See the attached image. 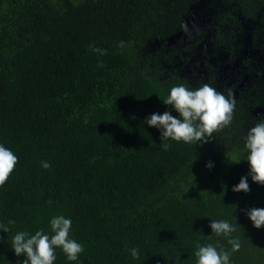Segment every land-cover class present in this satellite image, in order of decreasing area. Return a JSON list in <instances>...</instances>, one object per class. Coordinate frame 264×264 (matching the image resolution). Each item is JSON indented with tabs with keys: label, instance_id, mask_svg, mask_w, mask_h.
I'll return each mask as SVG.
<instances>
[{
	"label": "trees",
	"instance_id": "1",
	"mask_svg": "<svg viewBox=\"0 0 264 264\" xmlns=\"http://www.w3.org/2000/svg\"><path fill=\"white\" fill-rule=\"evenodd\" d=\"M180 84L235 99L208 143L145 122L179 118L163 101ZM261 119L264 0H0V144L19 158L0 187V264L26 259L17 232L51 236L60 215L84 251L69 261L57 248L54 264H197V243L264 264V227L246 215L264 208V185L248 176V193L232 191ZM211 220L235 231L217 236Z\"/></svg>",
	"mask_w": 264,
	"mask_h": 264
},
{
	"label": "clouds",
	"instance_id": "2",
	"mask_svg": "<svg viewBox=\"0 0 264 264\" xmlns=\"http://www.w3.org/2000/svg\"><path fill=\"white\" fill-rule=\"evenodd\" d=\"M119 46L124 47V42H120ZM92 51L106 54L104 50L98 48H92ZM163 103L171 106L179 114V118L165 111L163 114L153 113L145 122L150 127L160 130L161 139L184 143H208L213 138V133L222 131L231 124L235 110V99H230L209 84H203L195 89L184 84L174 86ZM169 147V144L162 145L163 150ZM245 148L248 151L247 162L250 171L232 188L233 192L250 191L248 176L254 183L264 185V119L247 131ZM18 160V156L12 150L0 144V187L14 172ZM42 167L48 169L50 163L42 162ZM206 167L211 168L213 164L209 162ZM246 215L255 228L264 227V208L248 209ZM9 223L13 224L14 221ZM50 227L53 233L51 236L45 234L43 229L36 231L34 235L23 231L14 235L12 250L17 256L26 257L22 264H54L57 248L63 251L69 261L79 259L84 247L70 238L71 219L62 215L55 216L50 221ZM210 228L215 235L225 237H230L235 231V227L224 220H211ZM0 230L8 232L9 228L0 224ZM228 243L232 246V252L240 250L238 238H230ZM197 249L195 252L197 264H230V253L223 249L218 251L212 244L201 246L197 243ZM130 251L133 258H138L137 248Z\"/></svg>",
	"mask_w": 264,
	"mask_h": 264
}]
</instances>
